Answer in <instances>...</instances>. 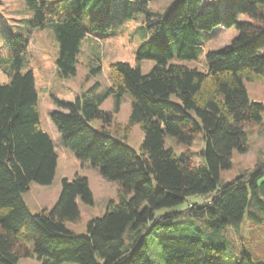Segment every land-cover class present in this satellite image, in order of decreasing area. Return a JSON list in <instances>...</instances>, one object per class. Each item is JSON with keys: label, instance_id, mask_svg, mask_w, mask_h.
Instances as JSON below:
<instances>
[{"label": "trees", "instance_id": "obj_1", "mask_svg": "<svg viewBox=\"0 0 264 264\" xmlns=\"http://www.w3.org/2000/svg\"><path fill=\"white\" fill-rule=\"evenodd\" d=\"M24 1L28 15L3 37L7 50L0 54V72L8 77L0 81V264H21L22 257L41 264H256L246 247L229 249L224 232L239 229L246 216L255 227L264 225V161L227 181L221 172L231 169L235 151H247L248 132L263 119L264 102L249 97L245 82L264 78V0H170L160 9L152 6L157 0ZM114 1L128 17L133 2L144 12L149 37L136 51V65L112 62L109 86L96 80L72 101L53 96L57 107L49 115L61 146L117 185V199L80 232L67 223L81 221L79 200L94 203L86 176L64 177L56 203L39 212L23 197L33 182H52L58 161L24 53L34 30L51 27L60 75H77L86 33L110 30ZM218 26L232 36L208 52V71L170 62L175 55L197 58L203 31ZM146 59L155 65L144 73ZM101 70L98 61L86 79ZM126 94L130 115L117 122L114 113ZM109 96L113 110L102 107ZM135 124L144 133L139 148L127 143ZM167 136L183 146L202 136L200 162L168 146ZM176 222L188 223L187 232L158 236V260L147 238Z\"/></svg>", "mask_w": 264, "mask_h": 264}, {"label": "rangeland", "instance_id": "obj_2", "mask_svg": "<svg viewBox=\"0 0 264 264\" xmlns=\"http://www.w3.org/2000/svg\"><path fill=\"white\" fill-rule=\"evenodd\" d=\"M170 0L154 1L153 8L160 9L167 5ZM212 3H215L211 0ZM123 6L114 1L112 13V25L110 30L103 33L100 31H90V18H85V26L88 31L81 43L79 53V63L77 75L64 78L60 75L56 66L58 55V42L54 36L51 27L36 29L30 36L29 44L24 53V69H32L35 74L36 88L39 94V112L41 122L45 130L51 134L57 142L58 161L54 178L49 184H40L33 182L31 187L23 194L24 200L32 213L41 211L43 208L52 207L60 194L62 179L67 177L73 179L78 173L84 175L89 180L90 188L94 195L93 204L79 202L82 219L79 223L68 222V226L75 231L85 232L86 224L92 217L102 216L107 208L110 199H117V185L115 182L104 178L100 173V168L83 164L79 161L74 152L65 149L57 140L61 135L56 130L52 121H49L50 113L56 109L53 96L66 100H74L75 94L85 88H88L98 80L102 87L111 84L109 76V66L115 61H126L136 65V51L140 44L148 39V30L145 27L144 12L140 3H131V17H128L127 11H120ZM28 15V10L24 0H0V54L6 53L3 46V37L12 31L20 29V21ZM2 25V26H1ZM205 44L199 51L195 59H181L176 55L170 62L181 63L191 68H197L200 71H208L207 54L209 51H218L224 48L230 41L231 31L223 26H218L210 31H203ZM100 62L101 72L91 78L86 79L92 65ZM155 65L154 60L146 59L141 62V70L146 73ZM0 81H8L4 72H0ZM249 97L252 100L264 102V78L255 81L245 82ZM132 97L124 95L121 100L120 110L115 114L117 122L127 121L131 110ZM115 99L109 96L102 107L107 110H113ZM144 139V133L139 124H135L130 133L127 143L133 148H139ZM166 144L172 147L177 153L189 151L195 163L200 162L199 151L203 147L202 136L191 145H179L177 141L166 137ZM264 161V113L261 125L255 130L248 132V149L246 152L235 151L232 158V167L229 170L221 172L223 180L227 181L241 174L245 170L252 169L257 162ZM163 208L160 211H166ZM188 223L176 222L173 226L163 229L147 238L150 253L153 257L160 259V249L157 244V238L164 233L185 234ZM224 235L230 242L229 249L236 253L246 250L252 251V255L258 258L256 264H264V225L257 228L250 224L246 216L239 229L235 227L228 228ZM21 264H41L37 258L22 257ZM75 264V263H65Z\"/></svg>", "mask_w": 264, "mask_h": 264}]
</instances>
